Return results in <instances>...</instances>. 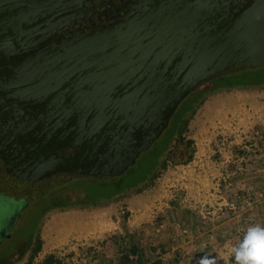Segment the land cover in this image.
Masks as SVG:
<instances>
[{"label": "water", "instance_id": "water-1", "mask_svg": "<svg viewBox=\"0 0 264 264\" xmlns=\"http://www.w3.org/2000/svg\"><path fill=\"white\" fill-rule=\"evenodd\" d=\"M259 67L264 0H0V185L17 201L0 240L55 186L124 175L201 86Z\"/></svg>", "mask_w": 264, "mask_h": 264}, {"label": "rangeland", "instance_id": "rangeland-1", "mask_svg": "<svg viewBox=\"0 0 264 264\" xmlns=\"http://www.w3.org/2000/svg\"><path fill=\"white\" fill-rule=\"evenodd\" d=\"M200 88L197 95L211 89L205 84ZM181 105L178 112L186 104ZM192 109L196 111L185 114L190 119L185 135L194 140V145L187 147L175 137L169 145L168 166L152 184L141 192L134 188L115 196L103 207L66 204L65 201L73 202L83 193L70 186L55 188L48 196L31 204L30 209L37 215L24 230L28 234L35 227L27 253L19 257L18 253L24 248L21 246L5 263H27L41 237L42 249L31 264H41L50 253L61 257L66 264H100L94 256L96 253L121 264L118 246L112 238L124 236L128 228L132 233L140 232L144 244L151 243L150 236L172 239L166 253L156 255L148 250L150 259L174 258V251L178 250V264H198L205 255L216 257L217 264H235L232 248L250 226H264L261 221L264 186L260 185L261 174L257 173L258 166L264 162L261 155L264 151V86L218 90L206 94L204 102L195 103ZM192 150L195 157L185 161ZM248 168L250 175H242ZM138 172L139 176L133 181L143 176V170ZM214 224L225 227V236L200 238L198 242L199 230L209 233ZM19 226L14 235L20 230ZM180 241L192 247H175L173 243Z\"/></svg>", "mask_w": 264, "mask_h": 264}, {"label": "trees", "instance_id": "trees-1", "mask_svg": "<svg viewBox=\"0 0 264 264\" xmlns=\"http://www.w3.org/2000/svg\"><path fill=\"white\" fill-rule=\"evenodd\" d=\"M205 85H209L211 89L206 93H203V95H197V89L191 95L192 97L190 96L186 99L187 101L182 102L181 104L185 103L186 105L183 106L179 112L178 109L176 110L168 128L164 131L161 137L155 141V143L153 144L154 146H151L150 149L143 152L139 156V159H137L135 163L136 165L134 164L133 166H131L124 175L107 180H98L92 177L79 178L75 179V181H70L66 184L55 186L52 191L55 188L65 186L79 189L83 193V195L77 196L76 200L73 202L65 201V203L81 205L91 204L92 206L96 207H98L99 205L103 207V205L108 204V202L112 200L113 197L124 194L130 189L135 188L137 192L143 191L144 188L152 184L154 180H156L160 176L162 171L168 166V155L170 153L169 145L175 137H177V141L185 142L187 147L191 148L194 145V140L191 138H187L185 135V133L188 131L190 123L189 117H185V114L189 111H196L192 109L193 105L195 103L202 104V102H204L206 94L213 93L218 90L264 86V67L246 69L238 73L228 74L214 79L206 83ZM199 90H201V88H199ZM156 144L159 145L155 147ZM194 152L195 151L192 150L185 161H191L194 157ZM153 161H155V163H153ZM138 162L139 167L137 166ZM139 170H143V176L133 181L136 176H139ZM126 230L127 232L124 236L120 235L112 238V242H114L118 246V262H120L121 264H178L180 262L178 257V255H180V252L178 250L174 251L176 252L174 258L164 259L163 257L156 256L155 258L150 259L149 257H147L148 250H150L151 252H155L156 255L160 254V252L166 253L169 248V243L173 242L172 239H169L170 237L162 235L156 237L150 236L152 239L151 243L144 244V237L142 234H140V232L132 233L130 230H128V228H126ZM119 241L122 242L120 243ZM42 244V238L39 237L38 244L34 250V255L25 264H31L33 262L34 257L42 249ZM159 249L161 250L158 252ZM94 256L99 259L101 258L100 264L116 263L113 258H109L105 254H102L99 257V254L96 253L94 254ZM41 264L66 263L61 257L50 253L47 255V257H45Z\"/></svg>", "mask_w": 264, "mask_h": 264}, {"label": "flooded vegetation", "instance_id": "flooded-vegetation-1", "mask_svg": "<svg viewBox=\"0 0 264 264\" xmlns=\"http://www.w3.org/2000/svg\"><path fill=\"white\" fill-rule=\"evenodd\" d=\"M51 191H49L47 194H49ZM47 194H45L39 199L31 201L29 205H27L24 208V210H22L15 224L9 230V234L7 236H5L6 234L4 233L1 235L4 238L0 240V264H6L5 262L7 261V259H9L11 255L18 253L21 246H24L23 248L24 250L22 249L20 253H18L19 257L27 253V249L31 246L30 239L32 236V232L35 230V227L32 230V232L28 234H25L24 230L27 227L28 222H30L37 215V213L33 211V209H30L31 204L35 203L38 200L45 198ZM16 203H17L16 200L13 201V196L10 193H8V191L0 185V218L2 215L4 216L7 215L6 218H4L5 220H0V231L4 230L5 225L7 224L9 225L10 218L13 215L12 213L16 209ZM9 211L11 212L9 213ZM26 212H27V217L25 221L23 222L22 225H20L21 226L20 230L16 232V235H14L13 234L14 230L19 226L18 224ZM37 221H38V218L36 217L35 222H34L35 226H36ZM7 264H9V262H7Z\"/></svg>", "mask_w": 264, "mask_h": 264}, {"label": "clouds", "instance_id": "clouds-1", "mask_svg": "<svg viewBox=\"0 0 264 264\" xmlns=\"http://www.w3.org/2000/svg\"><path fill=\"white\" fill-rule=\"evenodd\" d=\"M235 264H264V226H250L243 238L232 248ZM198 264H217L216 257L205 255Z\"/></svg>", "mask_w": 264, "mask_h": 264}, {"label": "crops", "instance_id": "crops-1", "mask_svg": "<svg viewBox=\"0 0 264 264\" xmlns=\"http://www.w3.org/2000/svg\"><path fill=\"white\" fill-rule=\"evenodd\" d=\"M264 118V117H263ZM260 154V153H259ZM261 155H262V157L264 158V151H262L261 152ZM194 157H195V155H194ZM257 173H259V174H261V180L259 181V183H261L260 185L261 186H264V162H261L260 163V166H258V169H257ZM245 171H242V175L243 174H245V175H247V176H249L250 175V171H249V168L247 169V171L244 173ZM248 179V178H247ZM250 182V181H249ZM259 220V219H258ZM261 221H264V217H262L261 218ZM217 224V223H216ZM216 224H214L215 225V227H212V229H211V231H208L209 233H207L206 231H203V232H201L200 230H199V232H198V234L196 235V237H197V240L198 239H202V240H204V239H207V240H209V239H212V238H214V237H218V236H220V237H224L225 235H224V233H226L225 231H223L224 230V228L225 227H223V226H216ZM163 226H164V224H163ZM212 230H213V232H212ZM221 234H223V235H221ZM199 236V237H198ZM198 242H199V240H198ZM173 244H175L174 246L176 247L177 246V248L178 247H181V246H183L184 248H191L192 246L191 245H189L188 243H182L181 241L180 242H178V243H173ZM188 244V245H187ZM197 245H198V243H197ZM215 246V245H214ZM213 245L211 246H209V247H214ZM198 247H200L199 245H198ZM202 248V247H201ZM101 254V253H100ZM98 260L100 261L101 259H99L98 258Z\"/></svg>", "mask_w": 264, "mask_h": 264}, {"label": "built area", "instance_id": "built-area-1", "mask_svg": "<svg viewBox=\"0 0 264 264\" xmlns=\"http://www.w3.org/2000/svg\"><path fill=\"white\" fill-rule=\"evenodd\" d=\"M184 231L186 232L187 230H186V229H184Z\"/></svg>", "mask_w": 264, "mask_h": 264}]
</instances>
